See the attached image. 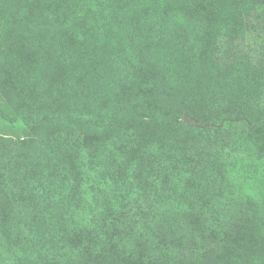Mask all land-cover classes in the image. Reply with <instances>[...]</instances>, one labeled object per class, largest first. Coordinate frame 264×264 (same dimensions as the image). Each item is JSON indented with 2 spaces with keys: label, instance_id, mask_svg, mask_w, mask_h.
Listing matches in <instances>:
<instances>
[{
  "label": "trees",
  "instance_id": "trees-1",
  "mask_svg": "<svg viewBox=\"0 0 264 264\" xmlns=\"http://www.w3.org/2000/svg\"><path fill=\"white\" fill-rule=\"evenodd\" d=\"M0 264H264V0H0Z\"/></svg>",
  "mask_w": 264,
  "mask_h": 264
},
{
  "label": "rangeland",
  "instance_id": "rangeland-1",
  "mask_svg": "<svg viewBox=\"0 0 264 264\" xmlns=\"http://www.w3.org/2000/svg\"><path fill=\"white\" fill-rule=\"evenodd\" d=\"M184 119H185L186 121H189L188 118H187V115L184 116ZM4 132L7 133V132H9V131H7V132L4 131ZM11 136H13V135H11ZM13 137H14V140H16V137H15V136H13ZM16 141H17V140H16ZM26 209H27V211H28V207H27V206H26ZM21 233H22V234H25L24 231H21ZM165 245H166V249L169 248L170 251L172 250V248L170 247V245H167L166 243H165ZM170 248H171V249H170ZM168 253H169L171 256L173 255L171 252H168ZM171 256H170V257H171ZM170 257H168V259H169Z\"/></svg>",
  "mask_w": 264,
  "mask_h": 264
}]
</instances>
